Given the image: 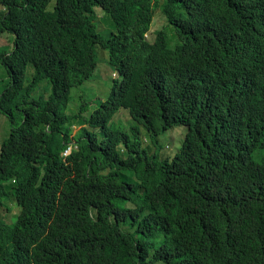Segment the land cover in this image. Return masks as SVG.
<instances>
[{
	"label": "trees",
	"instance_id": "obj_1",
	"mask_svg": "<svg viewBox=\"0 0 264 264\" xmlns=\"http://www.w3.org/2000/svg\"><path fill=\"white\" fill-rule=\"evenodd\" d=\"M52 1L0 0V112L22 121L0 148V264H264V0ZM98 49L119 78L68 116ZM181 126L164 157L161 133Z\"/></svg>",
	"mask_w": 264,
	"mask_h": 264
},
{
	"label": "rangeland",
	"instance_id": "obj_2",
	"mask_svg": "<svg viewBox=\"0 0 264 264\" xmlns=\"http://www.w3.org/2000/svg\"><path fill=\"white\" fill-rule=\"evenodd\" d=\"M56 0H53L50 4V9H53ZM52 6V8H51ZM0 10L2 7L0 6ZM97 18L95 19V25L97 30L108 36L111 32H115V27L111 22L103 21V12L100 9H97ZM166 25V19L161 13V11L157 12L155 16L153 25L151 27L150 32L147 35V40L153 42L155 40V33L161 30ZM13 43H14V35L11 33H5L0 36V52H10L13 50ZM101 50L98 49V65L96 69L95 76L85 82L83 86L79 88H74L71 93V101L67 107L66 115L74 116L79 112V108L82 103L87 105L86 113L84 114L85 117H89L94 110H96L101 102L106 101L110 89V85L113 79L119 78V75L116 71L109 65V58L106 51H104L105 56H101ZM34 74V69L31 65H28L25 73V86L31 82L32 77ZM9 83V75L6 67L0 62V93H2ZM45 85H41L40 89L36 92L32 93L37 96L38 94H44L46 96L51 94V89L46 91L44 90ZM18 117L15 118V123L12 124L10 119L0 112V148L1 144L5 139H7L11 133V130L14 126L20 124L21 116L16 113ZM113 123L116 126L122 127L125 130H129V128L134 124L132 118L129 115L127 110H120L116 114ZM74 135L77 134L79 127L75 126L74 128ZM81 132V130H80ZM186 128L184 127H175L164 134L161 133L159 138V144L162 146V154L164 157L172 158L174 154L179 150L181 147L185 135H186ZM140 137L143 143L144 148H148L151 151H155L154 145L151 143L149 139V133L147 130L140 126ZM5 204H10L13 206L14 211L17 210L15 203H9V201H4ZM130 205V204H129ZM133 206L132 204L130 205ZM1 215L4 217L2 218L4 222L11 223L15 222V216L13 213L7 212L6 208L1 210Z\"/></svg>",
	"mask_w": 264,
	"mask_h": 264
},
{
	"label": "clouds",
	"instance_id": "obj_3",
	"mask_svg": "<svg viewBox=\"0 0 264 264\" xmlns=\"http://www.w3.org/2000/svg\"><path fill=\"white\" fill-rule=\"evenodd\" d=\"M70 152H71V149L69 148L68 150H66V151H65L64 155H66V156H67V155H69V154H70Z\"/></svg>",
	"mask_w": 264,
	"mask_h": 264
}]
</instances>
